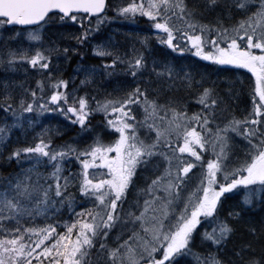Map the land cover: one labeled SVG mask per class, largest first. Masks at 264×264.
I'll list each match as a JSON object with an SVG mask.
<instances>
[{"label": "snow or ice", "instance_id": "6c2138e0", "mask_svg": "<svg viewBox=\"0 0 264 264\" xmlns=\"http://www.w3.org/2000/svg\"><path fill=\"white\" fill-rule=\"evenodd\" d=\"M137 17L150 27L131 45L99 35L107 21ZM73 25L74 45L45 38L48 28ZM5 32L0 67L36 78L0 81V159L28 164L0 175V264H180L186 255L196 264H264V218L250 215L264 204V0H0ZM160 45L234 66L225 69L233 74L246 69L243 107L242 77L222 89L154 54ZM89 48L99 63L78 60L65 77L60 62ZM118 72L126 87L89 88ZM44 112L60 114L77 136L56 143L59 124L36 132L32 117ZM28 128L30 140L12 142L14 129ZM64 207L69 219L35 223Z\"/></svg>", "mask_w": 264, "mask_h": 264}, {"label": "rangeland", "instance_id": "374dc122", "mask_svg": "<svg viewBox=\"0 0 264 264\" xmlns=\"http://www.w3.org/2000/svg\"><path fill=\"white\" fill-rule=\"evenodd\" d=\"M107 15L108 16L115 15L112 8L111 10L107 12ZM141 18L142 17H138L132 20L117 18L115 20L107 21L104 23L103 27L101 28L99 35L102 37L113 35L114 38L120 43L121 46L131 45L138 35H144L148 31V28L144 27L142 24H140V22L137 21ZM144 18L147 19L146 17ZM93 23H95L94 20H93ZM9 30L16 31L18 29L9 28ZM77 31H79V27L75 25L67 26L63 29L48 28L45 31V38L47 39L51 36V34L56 33L58 37H62L63 40L68 41L69 43L74 45L75 41L71 40V34ZM0 34L6 35L7 33L5 32V33H0ZM93 35H96V33H93ZM154 54L161 55V56L166 55L167 59L171 61L173 64H175L177 67L179 66L188 67L191 65L189 62H187L188 59H186V57H181L184 53L177 54V52H173L171 49H167L166 46L164 45L157 46L155 48ZM88 57H95L94 54L91 53L90 48L86 50V55L83 58L74 57L70 61H61L59 65L60 71L62 72L63 75L67 73H69V75H76V73L73 71V66L77 64L78 60L81 64H94L92 62H88ZM230 68L232 67L230 66ZM230 68L228 67L227 69H230ZM194 69L204 74L205 77L207 78V82L209 83L212 78L215 81L218 80L221 85L220 88L222 89L228 86L225 83V79L231 78L233 75L242 77L243 79H241L240 83L237 84V88L240 89V93H241V101L237 103V107L239 108L243 107L244 93L247 91V87H248V84H246L247 87H244L245 81L247 79H245V75L243 73H240V71H238L233 74V73L225 71V69H222V68L217 69V67H213L211 71H208L205 69L203 70L197 65L194 66ZM35 78H36L35 74L32 73L31 71L28 73L27 80H25V74L23 72V69H21L20 71H14V70L6 71L4 68L0 67V81L25 80V86H28L29 83L34 84ZM77 83H78V80H77ZM129 83L130 81L126 78L125 74L118 72L115 76H111V77L104 76V79L100 75H97L95 83L89 86H93L96 88V89H92L94 93L99 92L100 94H103L105 92H111L117 86L126 87ZM188 107L190 110L194 111L199 107V105L194 101H189ZM34 124L36 126L35 127L36 132H38L40 128H43L45 125L55 126L59 124L63 128V134L73 128V126H71L68 122H66L65 119L58 113L44 112V113L38 114V119H36ZM33 135H34L33 129L31 131L27 129L25 131L22 130V132L16 136L17 138H15L16 139L15 141L22 143V142H25V137H27V139L30 140ZM198 171L199 170L197 169V173ZM197 173H193L191 180L193 181L195 180ZM139 183H140V178H138L137 180V184ZM129 197L133 198L132 191L129 192ZM236 198H237L236 196H233L231 199L234 201ZM88 203H90V201L86 200L83 204H80L78 206L86 208L88 206ZM62 209L64 208H53L52 214L47 220H45L43 216H40L36 219L35 223L37 224L51 223V222H58L61 219H64V220L69 219L71 214L69 212H66L65 213L66 215H65ZM263 210H264V207H263ZM251 216L253 218L258 217V216H253V215ZM259 216H262L264 218V212ZM58 230H62V228ZM187 256L188 255L180 259V264H194L191 262V260H189V257Z\"/></svg>", "mask_w": 264, "mask_h": 264}, {"label": "trees", "instance_id": "16d2710c", "mask_svg": "<svg viewBox=\"0 0 264 264\" xmlns=\"http://www.w3.org/2000/svg\"><path fill=\"white\" fill-rule=\"evenodd\" d=\"M109 10H111V8ZM137 21L140 22V24H142L144 27L149 29L150 23H149V21L147 19L142 17L141 19H139ZM177 54H179V53L177 52ZM181 57H186V59H188L187 62H189L191 64V66H196L197 65L198 67L202 68L203 70L205 69V70L211 71V69H213V67H217V69H220V68L227 69L228 67L230 68V66L215 65L213 62L204 61V60H202L199 57H195L193 52H186ZM88 62H92L94 64H97V63H99V60L96 57H88ZM231 67H234V66H231ZM239 71H240V73H243L245 75V79H246V77L248 75L247 70L246 69H239ZM64 76L65 77L69 76V73L65 74ZM103 79H104V77H103ZM212 79H211L210 83L214 80V79L213 80ZM216 82H217V84L220 87L221 85H220L219 81L216 80ZM246 84H248L247 80L245 81V86L244 87H247ZM89 88L91 90L92 89H96L93 86H89ZM178 95H183V93L182 92L178 93ZM185 99H187V97H185ZM2 115H3V113L0 112V116H2ZM32 119L35 122L36 119H38V115L34 114ZM102 120H103L102 114L94 113L92 115L91 122H92L93 125H100ZM22 130L25 131L26 129H14L12 131L11 140H12L13 143H16V141H15L16 139L15 138H17L16 136L19 135V133H21ZM27 130L31 131L32 128H28ZM76 136H77V128L73 126V128L70 129L68 132L64 133L63 135L56 136V137H54V139H55V142L59 144V143H63L66 140L74 138ZM73 142H76V140H73ZM22 143H24V142H22ZM5 155H7L6 152H5ZM71 166L72 167H77L75 161L71 162ZM27 167H28V164L26 162L17 165L15 160L7 161V160L0 159V175H7L9 173H14L17 170V168L23 169V168H27ZM38 170L47 171V169H44L42 166H41V169H38ZM70 191L73 192V195L76 198L77 205L83 204L86 201V199L82 198V196L78 192V190L70 189ZM263 207H264V204H262V206H261L260 201L257 200L256 203L254 204V206L252 207V210H250V215L258 216L256 218L254 217L257 220L259 218H263L262 216H259V215H261L264 212ZM62 211L68 212L66 207H64V209H62ZM239 235H240V233L238 232V236ZM200 250L201 249L197 248V251H200ZM187 257H189V260H191L192 263L196 264V259H195L194 256L188 255Z\"/></svg>", "mask_w": 264, "mask_h": 264}]
</instances>
